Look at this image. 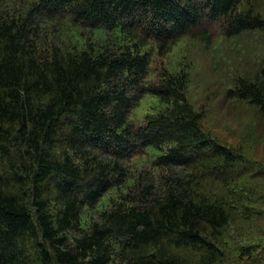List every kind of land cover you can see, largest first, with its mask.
<instances>
[{
	"label": "trees",
	"instance_id": "1",
	"mask_svg": "<svg viewBox=\"0 0 264 264\" xmlns=\"http://www.w3.org/2000/svg\"><path fill=\"white\" fill-rule=\"evenodd\" d=\"M208 24L264 120V0H0V264H264V139L202 128L189 60L152 75Z\"/></svg>",
	"mask_w": 264,
	"mask_h": 264
},
{
	"label": "rangeland",
	"instance_id": "2",
	"mask_svg": "<svg viewBox=\"0 0 264 264\" xmlns=\"http://www.w3.org/2000/svg\"><path fill=\"white\" fill-rule=\"evenodd\" d=\"M205 31L210 35L209 39H200V34H188L179 39L168 54L163 57L155 56L152 65L153 79L157 78L167 61L175 63L179 60H189L191 67L187 95L203 113L202 128L222 143L231 146H237L245 131L254 126L264 139V120L255 115L254 107L248 103L226 98L221 81L223 76L239 73L241 66L250 67L252 58L248 52L243 51L238 38H225L218 25L208 24ZM228 59L233 62L232 69L226 68L224 62ZM154 82L157 83V80ZM263 144L264 142L257 147L259 158H264ZM137 165V171L146 170L149 174L152 173L147 158H140ZM175 172L181 177L186 175L180 168L175 169ZM154 179L157 181V178ZM95 215L96 212L92 213L93 218ZM256 242H259V248L264 252V235ZM260 260H263L261 255L253 264H262Z\"/></svg>",
	"mask_w": 264,
	"mask_h": 264
}]
</instances>
